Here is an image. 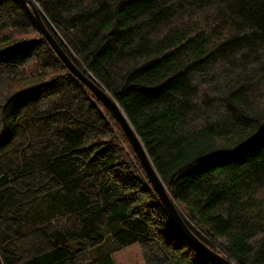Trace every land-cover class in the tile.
Here are the masks:
<instances>
[{
	"label": "trees",
	"instance_id": "obj_1",
	"mask_svg": "<svg viewBox=\"0 0 264 264\" xmlns=\"http://www.w3.org/2000/svg\"><path fill=\"white\" fill-rule=\"evenodd\" d=\"M32 1L122 109L190 231L264 264V0ZM134 243L143 264H219L173 223L28 7L0 0V264H115Z\"/></svg>",
	"mask_w": 264,
	"mask_h": 264
},
{
	"label": "water",
	"instance_id": "obj_2",
	"mask_svg": "<svg viewBox=\"0 0 264 264\" xmlns=\"http://www.w3.org/2000/svg\"><path fill=\"white\" fill-rule=\"evenodd\" d=\"M22 4L28 7L30 13L37 26L39 27L41 33L45 39L49 42L50 46L57 54L59 59L65 64L69 71L81 82L83 83L115 116L119 122L122 130L124 131L126 137L128 138L133 150L135 151L137 157L139 158L142 168L150 181L155 193L157 194L162 206L165 211L176 225V227L181 231V233L189 240V242L197 248L200 252L205 254L207 257L215 260L219 264H234L224 255L220 254L209 248L204 244L199 238H197L187 227L182 216L180 215L177 206L173 203L172 198L163 184L161 178L157 174L147 152L141 140L134 132L130 122L123 113L122 109L119 107L117 102L111 97V95L99 84L93 82L85 74H83L67 57L59 45L54 41L52 36L46 30L41 22L38 11L32 0H19Z\"/></svg>",
	"mask_w": 264,
	"mask_h": 264
},
{
	"label": "rangeland",
	"instance_id": "obj_3",
	"mask_svg": "<svg viewBox=\"0 0 264 264\" xmlns=\"http://www.w3.org/2000/svg\"><path fill=\"white\" fill-rule=\"evenodd\" d=\"M169 196L171 197L170 194ZM177 209L180 213L181 211L179 210L178 207ZM114 245H115L114 237L107 238L101 245L91 249V253L94 257H98L107 252H111L112 249L114 248ZM219 253L224 255L222 252H219ZM111 257L115 264H143L141 253H140L139 246L137 243H134L129 246L113 251L111 253Z\"/></svg>",
	"mask_w": 264,
	"mask_h": 264
},
{
	"label": "bare ground",
	"instance_id": "obj_4",
	"mask_svg": "<svg viewBox=\"0 0 264 264\" xmlns=\"http://www.w3.org/2000/svg\"><path fill=\"white\" fill-rule=\"evenodd\" d=\"M173 203L175 204L174 200L172 199ZM176 205V204H175ZM183 219V218H182ZM226 257V256H225ZM229 259V258H228ZM230 260V259H229ZM233 262V261H232ZM234 263V262H233ZM235 264V263H234Z\"/></svg>",
	"mask_w": 264,
	"mask_h": 264
}]
</instances>
